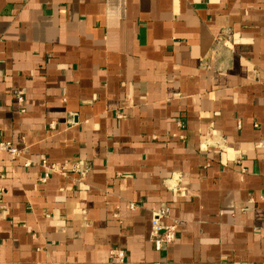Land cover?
<instances>
[{"label": "crops", "instance_id": "obj_1", "mask_svg": "<svg viewBox=\"0 0 264 264\" xmlns=\"http://www.w3.org/2000/svg\"><path fill=\"white\" fill-rule=\"evenodd\" d=\"M0 142V264H264V0H0Z\"/></svg>", "mask_w": 264, "mask_h": 264}, {"label": "built area", "instance_id": "obj_2", "mask_svg": "<svg viewBox=\"0 0 264 264\" xmlns=\"http://www.w3.org/2000/svg\"><path fill=\"white\" fill-rule=\"evenodd\" d=\"M17 101L19 103L22 102V97L20 94L17 97ZM0 150L7 151L11 157H16L18 155V151L12 148L9 144L0 142ZM46 178L47 175H45L44 179ZM167 218V209H161L159 211L153 212L151 220L150 240L154 248L158 251L163 246L171 244L175 239L176 225L174 223L166 225L163 221Z\"/></svg>", "mask_w": 264, "mask_h": 264}]
</instances>
